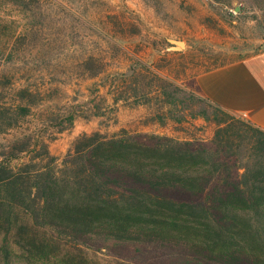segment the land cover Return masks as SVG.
<instances>
[{"label":"rangeland","instance_id":"rangeland-1","mask_svg":"<svg viewBox=\"0 0 264 264\" xmlns=\"http://www.w3.org/2000/svg\"><path fill=\"white\" fill-rule=\"evenodd\" d=\"M173 41L183 48L172 49ZM261 50L264 0H0V179L20 174L18 186L26 191L48 168L66 178L67 153L83 145L75 140L84 133L127 145H151L154 137L210 143L218 127L229 125V144L219 155L238 175L255 169V132L240 124L242 117L206 104L195 77ZM174 91L175 103L168 104L165 93ZM14 214L7 221L0 206V264L207 260L208 253L182 242L152 241L124 253L78 251L33 226L25 209ZM47 241L52 251L39 254L33 244Z\"/></svg>","mask_w":264,"mask_h":264},{"label":"trees","instance_id":"trees-1","mask_svg":"<svg viewBox=\"0 0 264 264\" xmlns=\"http://www.w3.org/2000/svg\"><path fill=\"white\" fill-rule=\"evenodd\" d=\"M175 94L165 93L168 104L174 105ZM199 96L215 111L230 113ZM74 116H68L70 125ZM240 124L255 132L251 151L260 159L241 175L219 155L232 125L218 127L210 143L154 137L151 145H127L84 133L75 140L83 145L67 153L66 178L48 168L36 173L26 191L18 186L20 174L0 179V206L6 220L16 207L25 209L33 226L47 228L78 251L124 253L152 241L182 242L208 253L207 260L186 255L153 264H264V130ZM120 158L135 160L134 166L121 165ZM47 243L33 247L45 255L53 249Z\"/></svg>","mask_w":264,"mask_h":264},{"label":"crops","instance_id":"crops-1","mask_svg":"<svg viewBox=\"0 0 264 264\" xmlns=\"http://www.w3.org/2000/svg\"><path fill=\"white\" fill-rule=\"evenodd\" d=\"M195 87L208 102L264 130V50L201 72Z\"/></svg>","mask_w":264,"mask_h":264},{"label":"water","instance_id":"water-1","mask_svg":"<svg viewBox=\"0 0 264 264\" xmlns=\"http://www.w3.org/2000/svg\"><path fill=\"white\" fill-rule=\"evenodd\" d=\"M174 46L172 47V49L175 50H180L183 48V43L180 41H173Z\"/></svg>","mask_w":264,"mask_h":264}]
</instances>
